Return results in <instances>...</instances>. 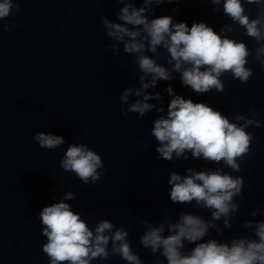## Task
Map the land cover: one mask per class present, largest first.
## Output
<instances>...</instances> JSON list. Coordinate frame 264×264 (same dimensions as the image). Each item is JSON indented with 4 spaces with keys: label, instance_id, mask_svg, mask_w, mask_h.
I'll use <instances>...</instances> for the list:
<instances>
[{
    "label": "clouds",
    "instance_id": "clouds-1",
    "mask_svg": "<svg viewBox=\"0 0 264 264\" xmlns=\"http://www.w3.org/2000/svg\"><path fill=\"white\" fill-rule=\"evenodd\" d=\"M115 2L122 5L116 9L115 19L100 18L105 35L112 41L104 52L118 55L122 45L123 52L134 58L139 81V86L130 84L123 89L119 97L121 114L125 118L129 113L137 114L138 118L153 111L159 114L150 130L157 142V159L188 161L191 156L241 172V161L251 151L253 141L247 129L261 126L254 108L250 109L251 116L236 114L233 122L209 104L176 95L171 84L165 89L171 98L165 109L163 97L153 90L161 81L175 80L177 73L181 83L199 95L223 93L222 77L227 73L247 84L254 74L247 66L252 53L245 42L228 34L244 29V34L257 45L254 60L264 68V0H202L210 3L217 14L221 13L222 6V14L231 21L222 24L219 32L205 22H193L189 27L186 22H174L172 16L155 17V6L180 0ZM246 5L256 6L254 18ZM13 8L19 12V0H0V21L9 18ZM15 27L14 24L0 25L3 31H12ZM162 50L167 54L166 65L158 62ZM33 139L40 148L49 150L65 143L63 136L45 132H37ZM59 167L66 173H74L83 184L95 185L101 180L100 170L105 166L97 152L80 143L68 146ZM167 183L171 203L194 202L196 208L206 209L210 218L180 211L175 219L165 215L158 223L141 220L144 231L139 243L143 248L162 256L166 264H264V219H257L264 215L262 207L252 209L251 218L241 225L251 235L235 236L227 241L205 239L212 230L222 236L225 228H232L245 200L242 176H233L223 168L187 167L183 175L170 171ZM75 199L76 194L68 191L59 202L45 206L39 213L41 235L46 237L41 247L49 264H92L111 256L127 264H144L133 250L125 227H117L109 219H101L94 228L90 227L65 202ZM186 244L193 247L186 250Z\"/></svg>",
    "mask_w": 264,
    "mask_h": 264
}]
</instances>
